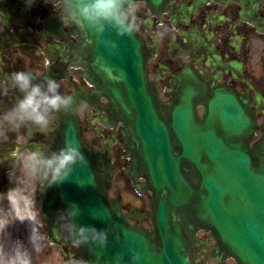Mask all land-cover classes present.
Returning <instances> with one entry per match:
<instances>
[{
    "label": "water",
    "instance_id": "1",
    "mask_svg": "<svg viewBox=\"0 0 264 264\" xmlns=\"http://www.w3.org/2000/svg\"><path fill=\"white\" fill-rule=\"evenodd\" d=\"M87 39L92 41L88 45L97 85L126 123L124 135L135 147L133 166L152 190L153 228L133 226L119 204L106 199L104 181L93 164L98 155L82 143L74 110L69 111L58 141L63 147L71 139L89 163L52 185L53 200L61 212L78 205V225L108 231L107 247L81 245L79 255L87 264H112L117 253L121 264H188L186 247L202 227L212 231L215 249L238 264H264V134L259 143L248 145L253 121L246 100L214 84L209 89L187 85L170 103L169 119H160L138 35L106 32L103 39L114 41L116 48L91 32L84 33L85 43ZM195 101L205 107L198 121ZM136 253L141 259L133 262Z\"/></svg>",
    "mask_w": 264,
    "mask_h": 264
},
{
    "label": "flooded vegetation",
    "instance_id": "2",
    "mask_svg": "<svg viewBox=\"0 0 264 264\" xmlns=\"http://www.w3.org/2000/svg\"><path fill=\"white\" fill-rule=\"evenodd\" d=\"M137 5V32L150 55L147 75L160 97L166 101L172 96L168 88L173 75L183 68L201 71L249 98L256 121L254 136L259 139L264 129V0H163L154 10L142 1ZM79 39L58 0H0V125L5 130L0 136V239L23 242L31 264H52L54 257L66 264L69 257L77 256L64 230L58 237H49L40 205L44 186L17 159L53 138L59 112L53 114L46 131L31 126L13 129L3 119L22 96L12 83L13 74L27 71L41 81L51 77L65 95L84 92L86 102L76 108L84 143L93 148L108 146L115 175L127 176L125 168L130 164L121 123L107 112V102L93 95L94 85L83 76L78 59L72 58L81 53L74 46ZM254 93L259 94V102L253 100ZM38 228L44 237L39 252L30 242V237L37 240ZM216 254L201 249L191 260L218 264ZM220 264L236 262L222 256Z\"/></svg>",
    "mask_w": 264,
    "mask_h": 264
},
{
    "label": "clouds",
    "instance_id": "3",
    "mask_svg": "<svg viewBox=\"0 0 264 264\" xmlns=\"http://www.w3.org/2000/svg\"><path fill=\"white\" fill-rule=\"evenodd\" d=\"M70 21L87 36L93 33L101 43L116 48L114 41L104 40L106 32H115L118 37H131L138 30L137 0H62ZM90 39L86 44H91ZM12 83L22 93L15 106L3 118L12 124L13 129L31 126L40 131H46L52 124L53 114L69 111L75 100L70 95L62 94L60 83L51 77L39 83H34V76L27 71L13 74ZM5 130L0 125V136ZM23 168L32 177L39 178L41 183L47 181L46 187L67 181L75 167L88 166V160L80 151L79 146L66 138L64 146L57 150L45 151L37 148L26 154L17 156ZM81 209L71 204L58 216V224L72 239L74 247L93 244L105 248L108 244L107 229H97L95 226H82L76 223ZM2 231V229H0ZM44 237L38 240L30 237L33 249L41 250ZM123 257L117 253L112 264H121ZM141 254L136 253L132 261H139ZM0 264H31V255L23 242L8 243L0 239ZM66 264H87L83 259L71 256Z\"/></svg>",
    "mask_w": 264,
    "mask_h": 264
},
{
    "label": "rangeland",
    "instance_id": "4",
    "mask_svg": "<svg viewBox=\"0 0 264 264\" xmlns=\"http://www.w3.org/2000/svg\"><path fill=\"white\" fill-rule=\"evenodd\" d=\"M113 192L122 194V196L125 199V201L128 202V205L136 202V199H135L134 195L131 193L130 189L123 187L122 182L119 181L118 179L115 181ZM141 200L146 205V200L147 199L146 198H142ZM148 224L149 223L147 221L145 223V225H148Z\"/></svg>",
    "mask_w": 264,
    "mask_h": 264
}]
</instances>
